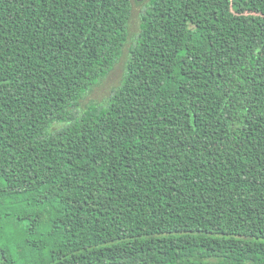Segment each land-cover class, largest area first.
I'll use <instances>...</instances> for the list:
<instances>
[{
	"label": "trees",
	"instance_id": "trees-1",
	"mask_svg": "<svg viewBox=\"0 0 264 264\" xmlns=\"http://www.w3.org/2000/svg\"><path fill=\"white\" fill-rule=\"evenodd\" d=\"M0 181V264H264V0H0Z\"/></svg>",
	"mask_w": 264,
	"mask_h": 264
},
{
	"label": "rangeland",
	"instance_id": "rangeland-1",
	"mask_svg": "<svg viewBox=\"0 0 264 264\" xmlns=\"http://www.w3.org/2000/svg\"><path fill=\"white\" fill-rule=\"evenodd\" d=\"M138 11L139 8L138 6L135 5L134 7V12L132 19L130 21V33L133 34L139 29V17H138ZM126 56V52H125ZM123 57L120 63L116 66L114 71L109 75V77L99 86H97L94 91L90 94L88 99L84 101V103H89L90 101H102L106 97L109 96L111 90L113 87L119 85L121 83L124 69H125V62H126V57ZM1 184V181H0ZM13 212V211H10ZM11 213L9 217V221L11 222L10 225L6 226L3 233H0V238L1 242L4 244L6 240H12L13 238H21V236H25L22 230L24 227L26 228L31 221H20L19 218L16 219ZM11 218V219H10ZM19 225V226H18ZM38 237H35L37 239Z\"/></svg>",
	"mask_w": 264,
	"mask_h": 264
},
{
	"label": "water",
	"instance_id": "water-1",
	"mask_svg": "<svg viewBox=\"0 0 264 264\" xmlns=\"http://www.w3.org/2000/svg\"><path fill=\"white\" fill-rule=\"evenodd\" d=\"M138 1H143V0H138Z\"/></svg>",
	"mask_w": 264,
	"mask_h": 264
}]
</instances>
